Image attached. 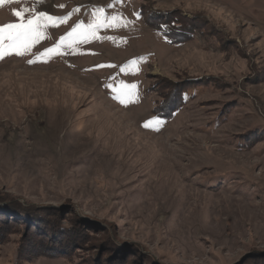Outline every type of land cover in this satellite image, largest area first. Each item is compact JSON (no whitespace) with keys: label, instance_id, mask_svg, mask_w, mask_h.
I'll return each instance as SVG.
<instances>
[{"label":"rangeland","instance_id":"374dc122","mask_svg":"<svg viewBox=\"0 0 264 264\" xmlns=\"http://www.w3.org/2000/svg\"><path fill=\"white\" fill-rule=\"evenodd\" d=\"M23 7L71 16L0 60V193L77 225L85 257L30 259L33 228L36 245L66 236L0 201V264H264V0H21L0 26ZM99 8L130 23L37 58Z\"/></svg>","mask_w":264,"mask_h":264},{"label":"snow or ice","instance_id":"6c2138e0","mask_svg":"<svg viewBox=\"0 0 264 264\" xmlns=\"http://www.w3.org/2000/svg\"><path fill=\"white\" fill-rule=\"evenodd\" d=\"M6 2L20 3L21 0H0V5ZM109 7H111V5H109ZM31 11L29 7H23L21 10H13V15L18 17L20 22L0 26V60L13 54L16 56H24L30 53L32 47L44 38L49 27H56L59 24L65 23L71 16V13L65 17H54L44 12H36L25 19V14ZM74 11H79V9L77 8ZM128 23H130V21L123 19L122 15L119 13L105 18L104 9H96L93 12L92 20L87 24L83 21L76 23L66 36L60 38L59 43L45 49L43 53L37 54V58H51L55 55H62L64 48H72L75 50V45L87 43L90 39L97 38V31L100 28L125 27ZM34 62H36V60H28V63ZM131 63L134 65L135 61ZM121 70L124 71V69ZM136 88V84L129 85L121 83L116 98L120 100L121 103H124L126 99L130 100L135 95ZM161 124L162 121L159 119H153L147 121L143 126L149 128Z\"/></svg>","mask_w":264,"mask_h":264},{"label":"trees","instance_id":"16d2710c","mask_svg":"<svg viewBox=\"0 0 264 264\" xmlns=\"http://www.w3.org/2000/svg\"><path fill=\"white\" fill-rule=\"evenodd\" d=\"M160 19L164 22V20L166 18L164 16H161ZM152 20L153 19L147 17L146 18V24L148 26H151V27L155 26V23H153ZM162 21H159V23L162 22ZM174 31H176V34L174 33ZM165 36L172 37V38L175 37V40H176L175 43L176 44L182 43L187 38L185 32H183V30H181V29H172L171 31L169 30L168 33H165ZM177 37H179V38L176 39ZM0 201L6 202L7 205L9 204L8 207L9 206L18 207V208H20V209H22L24 211H27V212H31L32 211V213L35 214V215L36 214H38V215L39 214H41V215L43 214L42 216H44V217L47 216L46 223L48 222L49 224H46V228L49 227L48 225H50V226H58V227H60L59 228L60 233H62V235H65L66 236V240H64V242L61 239H58L59 241H57V242H52L54 239L50 237L51 240H50V238H46L45 240H47V241H49L50 243H53V244H50L49 243L48 245H45V246H43V245H36L35 244L36 241L33 238V236L35 237V235H36L35 233L36 232L34 231V228H33V230L31 231L32 237L30 236V239H31V242L30 243H32L35 246L34 249L35 248L38 249V252H36V253L31 252L32 254L30 255V259H35V258H38V257H41V256H50L49 254H51L52 256H57V255L58 256H65V257L74 256L76 258H79V261H81V259H80L81 257H82V259L85 257V253L80 254L81 252L79 251V250H82L84 248L83 247H77L78 241H81L82 242L84 240V236L82 234V231L80 232V236L79 237L76 234H74V233L77 232V229L75 228L77 225L74 224L75 226H72V225H65V224L59 223V221L57 219V215L56 214L55 215L50 214L47 210H40V209L39 210H36L35 209L36 210L35 211L32 208V206H30V207H28V206L27 207H23L22 205L17 204L16 198L14 196H12V195H6V194H1L0 193ZM5 222H6V220H4V221H1L0 220V233H3L4 231H7L8 232L10 230V227H8L7 226V223H5ZM10 222L14 223L13 221H10ZM74 222H76V220ZM53 228H55V227H53ZM57 235L58 234H56V236ZM38 236H40V234ZM67 237H69V239H67ZM110 241H112L111 240V237H109L108 235H106L104 233V235H103L102 239L100 240V243L98 244V246H102L105 243L106 244L107 243H110ZM76 242H77V244H76ZM73 243L76 245V247L71 246V245H73ZM21 245H23V243ZM79 245H80V243H79ZM88 247H89V245H88ZM28 249H29V247H28ZM28 249H25V250H27L26 252L29 253ZM109 250L107 251V253H109ZM126 250H127V248H126ZM18 251H19V253H18V259H22V255H23L22 246L18 248ZM110 251H113V250H110ZM132 251H134V252H141L143 250L142 249H139L137 246H134L132 248ZM53 253H56V254H53ZM119 256H123V255H119ZM122 260H120L121 261V264H135L133 262L130 263L127 260H123V261ZM89 261H91V259L88 258L84 262L82 261L80 264H87V263H89ZM92 263L93 262H91L89 264H92ZM107 263H108V261H107V258H106V260L105 259H102L101 263H99V264H107ZM113 263L109 260V264H113ZM114 264H116V263H114Z\"/></svg>","mask_w":264,"mask_h":264}]
</instances>
